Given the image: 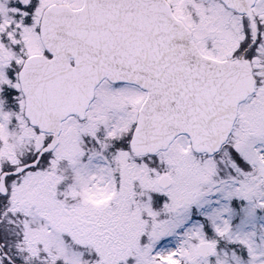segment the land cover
<instances>
[{
  "label": "snow or ice",
  "instance_id": "obj_1",
  "mask_svg": "<svg viewBox=\"0 0 264 264\" xmlns=\"http://www.w3.org/2000/svg\"><path fill=\"white\" fill-rule=\"evenodd\" d=\"M0 264H264V0H0Z\"/></svg>",
  "mask_w": 264,
  "mask_h": 264
}]
</instances>
